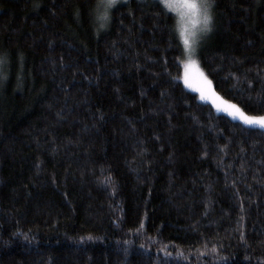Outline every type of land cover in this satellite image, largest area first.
Wrapping results in <instances>:
<instances>
[{
    "label": "trees",
    "instance_id": "1",
    "mask_svg": "<svg viewBox=\"0 0 264 264\" xmlns=\"http://www.w3.org/2000/svg\"><path fill=\"white\" fill-rule=\"evenodd\" d=\"M102 3L0 0V264H264V129L171 8ZM213 4L194 55L264 115V0Z\"/></svg>",
    "mask_w": 264,
    "mask_h": 264
},
{
    "label": "snow or ice",
    "instance_id": "2",
    "mask_svg": "<svg viewBox=\"0 0 264 264\" xmlns=\"http://www.w3.org/2000/svg\"><path fill=\"white\" fill-rule=\"evenodd\" d=\"M160 2L166 7H173L172 0H160ZM116 4L117 0H103L102 4L97 5L98 9L103 8V12L97 17L101 28L107 26V23L111 19L109 10ZM213 7V0H179L178 11L180 20L176 25V30L179 32V37L183 41L184 49L189 57L185 63V68L195 69L206 84H210L211 82L204 76L197 62L192 59V56L196 51L194 46L197 44V41H202L213 30ZM209 8H211V12H209ZM185 79L187 82V76ZM198 91L203 92V89H198ZM202 98L204 97L202 96ZM231 107L234 111L230 112V115L239 117L245 124L264 127V116H250L245 114L236 105H231Z\"/></svg>",
    "mask_w": 264,
    "mask_h": 264
},
{
    "label": "rangeland",
    "instance_id": "3",
    "mask_svg": "<svg viewBox=\"0 0 264 264\" xmlns=\"http://www.w3.org/2000/svg\"><path fill=\"white\" fill-rule=\"evenodd\" d=\"M172 2H173V7L171 9L176 13V15L178 17V21H179L180 20L179 11H178L179 0H172ZM188 58L189 57L186 54L185 55V59H184L185 63L187 62ZM192 59H194L197 62L199 69L203 72V70L200 67V64H199V62H198V60H197V58L195 57L194 54L192 56ZM203 74H204L205 77H207V80L211 82L210 84H206L203 81L202 77L199 75V73L195 69H186L185 65H184V83L187 86V88L197 92L199 97L202 100L210 102L215 107L216 110H218L219 112L226 113L229 116H231L232 118L240 120L242 123H244V122L239 117H234V116L229 114L230 112L234 111V109L231 107V105L238 106L247 115H250V116H264L262 114L259 115V114L249 113L241 105H239L238 103H235V102L225 98L224 96H222L215 89V87L213 86V83L210 80V78L204 72H203ZM186 76H187V82H186V79H185ZM198 89H203V92L198 91ZM202 96L204 98H202ZM251 126L261 127L259 125H251ZM261 128L264 129V127H261Z\"/></svg>",
    "mask_w": 264,
    "mask_h": 264
},
{
    "label": "clouds",
    "instance_id": "4",
    "mask_svg": "<svg viewBox=\"0 0 264 264\" xmlns=\"http://www.w3.org/2000/svg\"><path fill=\"white\" fill-rule=\"evenodd\" d=\"M209 12H211V8H209Z\"/></svg>",
    "mask_w": 264,
    "mask_h": 264
}]
</instances>
